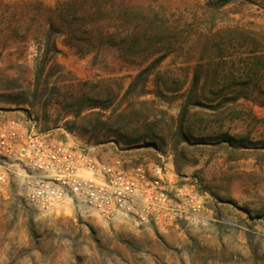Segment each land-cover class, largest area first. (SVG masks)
Segmentation results:
<instances>
[{
	"label": "rangeland",
	"instance_id": "rangeland-1",
	"mask_svg": "<svg viewBox=\"0 0 264 264\" xmlns=\"http://www.w3.org/2000/svg\"><path fill=\"white\" fill-rule=\"evenodd\" d=\"M68 1L0 0V121L15 118L121 169L159 165L169 189L195 197L202 211L171 225L105 221L73 202L41 211L14 166L0 187V264H252L247 235L264 249V109L249 116L240 100L235 119L191 109L186 95L197 63L218 62L220 74L235 68L239 77L242 62L264 53V0L235 1L212 19L205 5L218 0H78L77 9L101 8L96 20L108 35L85 42L82 28L77 40L58 26L59 53L37 78L45 33ZM240 32L256 44L240 42ZM75 43L92 50L78 54ZM158 58L147 81L128 91ZM225 131L252 144L231 151L210 140Z\"/></svg>",
	"mask_w": 264,
	"mask_h": 264
},
{
	"label": "built area",
	"instance_id": "built-area-1",
	"mask_svg": "<svg viewBox=\"0 0 264 264\" xmlns=\"http://www.w3.org/2000/svg\"><path fill=\"white\" fill-rule=\"evenodd\" d=\"M14 166L24 169L30 184L26 199L41 211L73 202L105 221L133 218L142 225L191 222L202 211L195 197L169 189L159 165L127 173L82 150L52 143L9 118L0 121V187Z\"/></svg>",
	"mask_w": 264,
	"mask_h": 264
},
{
	"label": "trees",
	"instance_id": "trees-1",
	"mask_svg": "<svg viewBox=\"0 0 264 264\" xmlns=\"http://www.w3.org/2000/svg\"><path fill=\"white\" fill-rule=\"evenodd\" d=\"M77 1H68L65 6V13L63 12L60 15L59 25L56 26V24L52 23L45 33L42 51L35 59V74L37 78L42 73L44 66L59 53L54 45V41L57 36L63 34V31H60L58 26L60 28L65 26L68 29L70 37L77 40L79 37L75 33L78 29L82 28V32L89 33V36L83 39L85 42H93L95 40L101 42L102 38L108 35L99 29L98 20H96L97 16L102 14L101 8L97 6L94 10L82 7L81 9H77ZM235 1L239 0L208 2L205 5V10L210 12L212 19L215 13L221 12V8ZM237 38L244 44L248 42L252 45L256 44L255 36L245 32L237 33ZM73 46L75 47V51L81 55L92 50L91 43L90 45H78L75 43ZM217 46V44L212 45L211 51L217 49ZM159 60L160 58L140 69L129 85L128 91H136L138 84H144ZM241 66L246 68V72H244V75L240 73L238 77L234 74V71H237L235 68H229V72L220 74V63L218 62L197 63L193 69L191 85L186 95V103L191 101V109L204 107L211 109L217 115L237 119L241 118L242 107L244 105L239 101L243 100L250 105L246 109V114L254 117V107L264 109V80L259 78L264 74V53L253 54L248 61L242 62ZM186 111L187 105L185 104L181 109V115L183 116ZM210 140L214 144L224 145L231 151L246 148V146L252 144L247 136L231 135L226 131L217 133ZM261 148L264 149V142ZM245 245L253 258L252 264H258L263 259L264 249L261 248V244L253 241L250 234L246 237Z\"/></svg>",
	"mask_w": 264,
	"mask_h": 264
},
{
	"label": "crops",
	"instance_id": "crops-1",
	"mask_svg": "<svg viewBox=\"0 0 264 264\" xmlns=\"http://www.w3.org/2000/svg\"><path fill=\"white\" fill-rule=\"evenodd\" d=\"M15 168H16V170H22V172H24V169L22 167H20V166H16ZM123 170L128 173L131 169H123ZM163 177H164L165 182L167 183L168 182V179H167L166 175L164 174Z\"/></svg>",
	"mask_w": 264,
	"mask_h": 264
}]
</instances>
